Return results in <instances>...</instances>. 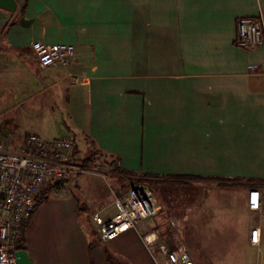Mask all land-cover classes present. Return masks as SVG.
Returning <instances> with one entry per match:
<instances>
[{
  "label": "crops",
  "instance_id": "0c3cea01",
  "mask_svg": "<svg viewBox=\"0 0 264 264\" xmlns=\"http://www.w3.org/2000/svg\"><path fill=\"white\" fill-rule=\"evenodd\" d=\"M261 15L264 0H27L23 22L9 26V11L0 18L9 48L0 51V102L14 98L7 107L20 119L13 141L62 136L47 124L61 114L77 155L101 150L125 170L203 183L188 192L195 264L222 259L225 235L233 243L240 232L253 247V227L264 239V213L249 203L251 191L260 200L264 191V45L243 48L236 36L240 17ZM37 39L74 44L73 63L38 66ZM80 209L69 186L38 203L23 264H109L105 248L123 264H159L147 230L103 241L91 234L94 208ZM117 210L98 212L108 219Z\"/></svg>",
  "mask_w": 264,
  "mask_h": 264
},
{
  "label": "built area",
  "instance_id": "2783aa9c",
  "mask_svg": "<svg viewBox=\"0 0 264 264\" xmlns=\"http://www.w3.org/2000/svg\"><path fill=\"white\" fill-rule=\"evenodd\" d=\"M236 44L247 49L264 45V16H244L237 20ZM31 55L38 66L65 67L73 63L76 46L72 43H48L42 39L32 42ZM253 69L256 66L252 67ZM15 134L0 138V264H21L18 242L21 228L32 219L42 190L48 183L62 184L70 176L89 170L76 154V137L67 133L47 138L37 132L27 133L14 142ZM93 162L103 160L110 167L119 165V158L98 150ZM250 206H261L260 191L250 193ZM118 212L106 219L101 212L94 214L98 232L107 241L121 232L138 226L140 220L154 217L159 212L153 189L145 182L130 185L124 199L117 198ZM159 264H195L186 246L170 247L161 240L157 230L143 235ZM251 243L260 245L261 227H253Z\"/></svg>",
  "mask_w": 264,
  "mask_h": 264
},
{
  "label": "rangeland",
  "instance_id": "374dc122",
  "mask_svg": "<svg viewBox=\"0 0 264 264\" xmlns=\"http://www.w3.org/2000/svg\"><path fill=\"white\" fill-rule=\"evenodd\" d=\"M4 24L0 26V51L9 49L2 34L6 26H4ZM8 69H10V67ZM9 100L14 101V98L5 97L0 102V125L3 124L7 127L4 134H7L9 131L14 133L17 132L18 126L16 123L20 121L19 116L15 114V109L13 107H7ZM47 124L51 126L55 135L60 136L67 131L65 119L61 114H55L52 120H49ZM96 152H98V150H94L87 155L77 156L81 158L94 157ZM85 164L89 166V170L78 173L75 176H70L61 184V187H72V189H74V194L77 196L83 208H88V210L89 207L94 208L91 214L94 224L93 227L98 234L99 232L94 220V214L98 212L101 207L110 206V208H114L117 198L124 199L125 196H127L130 185L136 182H145L150 185L155 193L159 212L154 217L140 220L138 226L147 231L157 230L160 235L163 236L164 241L172 248H178L182 245L188 248L186 242L188 236L186 220L188 192L193 189L192 186L198 187L203 185L202 182L198 180H195V182L187 179L181 182L166 181L162 179L157 180L156 178H154L152 182L140 181L139 179H130L120 174L116 171V166H107L103 164L102 159L94 163L90 158ZM235 188L238 189L239 187ZM240 211L237 212V215L243 214V210L241 209ZM260 212L264 213V191L261 198ZM238 233L235 237L236 242L233 243L227 242V240H230V236L225 235L221 237L222 240L220 241L223 242L224 247L222 248V254L224 255L222 259H199L200 264H264V239L260 245H254L252 247L242 242ZM208 237L210 241L211 239L217 240L218 238L212 235ZM195 253L190 252L193 259H195V256L201 255L198 250Z\"/></svg>",
  "mask_w": 264,
  "mask_h": 264
},
{
  "label": "trees",
  "instance_id": "16d2710c",
  "mask_svg": "<svg viewBox=\"0 0 264 264\" xmlns=\"http://www.w3.org/2000/svg\"><path fill=\"white\" fill-rule=\"evenodd\" d=\"M26 5H27V0H19V9H20L19 15H21L22 13H24V11L26 9ZM14 21L15 20H12L11 23L9 24V26L11 24H13ZM76 154H77V152H76ZM90 158L91 157H84V158L79 157V160L82 161V162H84V163H86L87 160H89ZM115 169H116L117 172H119L122 175L127 176L130 179H135L136 178V179H139L140 181L152 182V180L154 178H156L157 180L158 179L161 180L162 178H165V177H167V178H174V176H157V175L149 174V173H138V172L131 171V170H125V169L121 168L120 165H117ZM180 177H182V176H180ZM60 187H61V184H54L52 182L48 183L47 186L42 190L38 203H40L41 201L46 200L48 198L49 193H51L54 189H58ZM83 209L84 208L81 206V209L80 210H83ZM30 221L25 222L22 225V228H21V238H20V240L18 242V246H17L18 249L24 248L25 233H26L27 228L30 225ZM91 234H92V236H97L98 235L96 229L93 226L91 228ZM100 239H101V237H100ZM93 246H94V242L91 243V248ZM105 253H106L107 261H108L109 264H123L120 261V259L117 258L108 248H105Z\"/></svg>",
  "mask_w": 264,
  "mask_h": 264
},
{
  "label": "water",
  "instance_id": "95a60500",
  "mask_svg": "<svg viewBox=\"0 0 264 264\" xmlns=\"http://www.w3.org/2000/svg\"><path fill=\"white\" fill-rule=\"evenodd\" d=\"M6 11H9V15L12 16V20H16L18 17H20L19 0H0V18L3 14L5 15ZM24 19V17H20L21 22H23ZM18 254L20 256V262L23 264L22 254L20 251H18Z\"/></svg>",
  "mask_w": 264,
  "mask_h": 264
}]
</instances>
